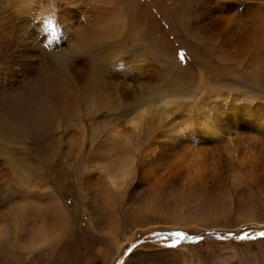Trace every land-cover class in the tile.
Segmentation results:
<instances>
[{"label": "rangeland", "instance_id": "rangeland-1", "mask_svg": "<svg viewBox=\"0 0 264 264\" xmlns=\"http://www.w3.org/2000/svg\"><path fill=\"white\" fill-rule=\"evenodd\" d=\"M62 1L0 0V128L46 98L0 133V264H264V183L243 169L263 176L264 128L238 115H264V0ZM191 133L248 157L184 189Z\"/></svg>", "mask_w": 264, "mask_h": 264}, {"label": "bare ground", "instance_id": "bare-ground-1", "mask_svg": "<svg viewBox=\"0 0 264 264\" xmlns=\"http://www.w3.org/2000/svg\"><path fill=\"white\" fill-rule=\"evenodd\" d=\"M67 2H73V0L62 1V4H60V7L66 5ZM255 6L258 8L260 6V4H257ZM259 8H261V7H259ZM256 11H258V10H256ZM75 13H73V14L71 12L63 13V15L60 19L61 21H59V23L61 24V26H59V27L62 31L71 27L70 24L76 18ZM257 13H256V15L262 14L261 12L258 14ZM261 16H263V15H261ZM262 32H264V31L262 30ZM41 84L43 85V83H41ZM41 88L44 89V87H42V86H41ZM43 100H46V98L44 96H41L31 106H30V100L28 101L29 106H27L26 103L23 102V100H19L13 107V109L16 112V116L13 118V120L11 122H4L5 120L3 121L4 123H3L2 127L0 128V133H2L4 136L10 135V134L16 133V132L23 134V133H26L30 130L29 127L32 124H37V123L43 122L42 116L44 115L45 110H46L45 103H42ZM235 108L237 109L236 106H232V107H230V110L232 111V109L234 110ZM230 110L227 111V117H229V114H231V116L229 118L232 120L234 114L232 115ZM251 111H252L251 114L247 113L248 115H245V114L243 115V114L239 113L238 115H241L239 118H244L245 123H247L249 120L254 119V121L252 123H254L255 125H252V127L253 126L256 127L257 128L256 131L260 132L264 128V115H261L263 110L260 107L259 108L256 107L255 110L253 108V110H251ZM224 113H226V112H224ZM221 114H222V112H221ZM221 114H219V115H221ZM224 116H225V114H224ZM168 118H169V116H167V119ZM234 124H235V127L238 126L237 121H234L233 125ZM244 126H243V128H244ZM261 127H263V128H261ZM188 128L189 127L187 126L184 129L186 130ZM249 128H251V126H249ZM249 128H247V129H249ZM235 131H238V130L235 128ZM195 135L193 133H191L189 135V137H191L193 139L191 141H193L194 143L197 144V145L190 144V147L192 149L189 152H185V153L189 154V157L187 156L188 158H185L184 160H180V159L178 160L181 167L179 168L177 173L179 175L181 172H184L182 179L186 180V182L184 181L181 184L182 188H184V189L193 190L196 186L197 187H205V185H207L208 181H210V184H211V182H213L212 185H215L216 182L220 183L221 180H219L218 176L223 172V170H225L227 174L230 173V171H232L234 169L235 165L238 164L236 162V161H238V159L240 162H245L247 157H248L249 153L245 152L242 155L237 154V159L235 158L234 152H237L235 148H238V145H239L240 140H241L238 137L234 138V140H236V141H234L232 138H229V140H228L227 138H225V139L221 138L220 135L218 133H216L214 136L209 138L210 140L201 141V140H198L197 137L202 138L203 136H200L197 133ZM182 140H185V138ZM183 142L185 143V141H183ZM236 142L238 143L237 146H236ZM262 142H263V140H262ZM221 143H223V144H221ZM233 143H234V146L232 145ZM206 144H208V145L206 146ZM261 148L262 149H257V151L254 153L255 158H257V160L259 161L258 164L260 162L264 163V148L263 147H261ZM184 151H186V150H184ZM162 152H163L162 148H160L159 146L157 147V145L155 143H151L148 145L147 149L142 153V155H141L142 163H140L142 172H140V175L143 179V180H141V181H143V183L146 182L147 184H152L154 182V180L161 173V170H158L157 174H153V172L150 170V167H149V171H147L146 168L152 163L153 164L159 163L160 160L162 159ZM252 152H254V150ZM184 154L182 156L179 155L176 157L177 158L185 157ZM131 162H132V160H131ZM243 169L245 171L246 177H247L249 182H251L252 184L258 183L259 179H260V180H262V182H260V183H264V180H263L264 174H263V176L257 175V177H260V178H257L255 176H251L246 168H243ZM263 171L264 170L258 171L257 173L260 175L261 172H263ZM111 183L114 185L116 183V180L111 178ZM260 183H258V184H260Z\"/></svg>", "mask_w": 264, "mask_h": 264}]
</instances>
